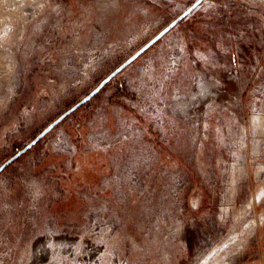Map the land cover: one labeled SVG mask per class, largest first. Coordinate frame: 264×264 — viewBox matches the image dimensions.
I'll use <instances>...</instances> for the list:
<instances>
[{
	"label": "rangeland",
	"instance_id": "1",
	"mask_svg": "<svg viewBox=\"0 0 264 264\" xmlns=\"http://www.w3.org/2000/svg\"><path fill=\"white\" fill-rule=\"evenodd\" d=\"M195 0H0V165ZM0 264H264V0H204L0 173Z\"/></svg>",
	"mask_w": 264,
	"mask_h": 264
},
{
	"label": "water",
	"instance_id": "2",
	"mask_svg": "<svg viewBox=\"0 0 264 264\" xmlns=\"http://www.w3.org/2000/svg\"><path fill=\"white\" fill-rule=\"evenodd\" d=\"M204 0H195L191 5H189L181 14L175 17L171 22H169L165 27H163L156 35L144 43L139 49H137L131 56H129L125 61H123L119 66H117L112 72H110L102 81L79 101L74 103L53 121L48 123L31 141H29L22 148L18 149L12 156H10L6 161L0 165V173L4 171L9 165L15 162L19 157L24 155L27 151L33 148L46 134L53 130L58 124H60L65 118L70 116L77 109L85 105L92 98H94L111 80H113L118 74H120L127 66L139 58L146 50H148L152 45L163 38L170 30H172L176 25L179 24L183 19L188 17Z\"/></svg>",
	"mask_w": 264,
	"mask_h": 264
}]
</instances>
